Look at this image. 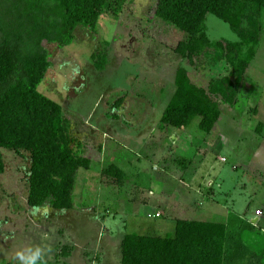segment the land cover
Masks as SVG:
<instances>
[{
  "label": "rangeland",
  "instance_id": "1",
  "mask_svg": "<svg viewBox=\"0 0 264 264\" xmlns=\"http://www.w3.org/2000/svg\"><path fill=\"white\" fill-rule=\"evenodd\" d=\"M154 9L155 0H129L117 17L104 13L95 33L77 28L70 46L42 43L51 67L39 92L61 105L76 141L103 150L88 151L93 162L77 172L70 211L29 208L28 156L2 150L0 264H19L16 253L37 246L45 250L43 264H119L126 222L137 232V223L157 226L140 232L169 237L177 219L223 222L224 264H257L264 242V9L237 103L221 108L210 134L193 126L187 138L158 129L175 71L183 67L205 83L213 68L188 66L174 52L186 34L156 20ZM205 27L210 41L238 42L215 16ZM103 52L107 64L97 71L91 57ZM179 158L191 160L186 171ZM111 164L124 171L127 193L102 183Z\"/></svg>",
  "mask_w": 264,
  "mask_h": 264
},
{
  "label": "trees",
  "instance_id": "2",
  "mask_svg": "<svg viewBox=\"0 0 264 264\" xmlns=\"http://www.w3.org/2000/svg\"><path fill=\"white\" fill-rule=\"evenodd\" d=\"M128 1L0 0V175L5 172L2 150L28 156L29 208L72 210L77 172L91 167L88 151L99 156L103 150L100 145L94 148L76 141L61 105L39 92L51 67L42 43L70 46L77 28L95 33L104 13L117 17ZM262 9L264 0H155L153 17L186 34L174 52L194 69L213 68L205 83L193 82L183 67L176 70L173 93L159 120L160 131H185L187 138L189 131L197 129L208 135L221 108L237 103L260 42ZM209 15L226 23L238 42L210 41L205 27ZM107 59L106 52L91 57L97 71L104 70ZM176 164L186 171L191 160L179 158ZM101 177L103 184L127 193L126 175L119 166L109 165ZM136 226L138 232L125 223L119 264L224 263V224L177 219L169 237L140 232L158 231L157 226Z\"/></svg>",
  "mask_w": 264,
  "mask_h": 264
},
{
  "label": "clouds",
  "instance_id": "3",
  "mask_svg": "<svg viewBox=\"0 0 264 264\" xmlns=\"http://www.w3.org/2000/svg\"><path fill=\"white\" fill-rule=\"evenodd\" d=\"M44 249L37 247L25 248L16 253L19 264H43Z\"/></svg>",
  "mask_w": 264,
  "mask_h": 264
},
{
  "label": "crops",
  "instance_id": "4",
  "mask_svg": "<svg viewBox=\"0 0 264 264\" xmlns=\"http://www.w3.org/2000/svg\"><path fill=\"white\" fill-rule=\"evenodd\" d=\"M176 72V71H175ZM175 78V77H174ZM174 78H173V84H174ZM159 120H160V118H159ZM191 177V176H190ZM190 180H192V179H190ZM225 203V202H224ZM226 204V203H225ZM188 210V204H186L185 203V212ZM257 211V210H256ZM217 214H219V212H217ZM256 216V215H255ZM261 216V215H260ZM213 222H215V223H221V224H224L223 222H218V221H213ZM257 222V219H253L252 218V223L253 224H255ZM225 225V224H224ZM226 226V225H225ZM227 227V226H226ZM226 242H227V235H226ZM256 244V243H255ZM225 245H226V243H225ZM262 248H261V250L260 251H258L259 253L257 254V257H258V261L256 262L257 264H264V249H263V247H264V242H262V246H261ZM236 254H238V255H240L241 253H236ZM224 264V263H223Z\"/></svg>",
  "mask_w": 264,
  "mask_h": 264
},
{
  "label": "built area",
  "instance_id": "5",
  "mask_svg": "<svg viewBox=\"0 0 264 264\" xmlns=\"http://www.w3.org/2000/svg\"><path fill=\"white\" fill-rule=\"evenodd\" d=\"M158 215H159V214H154L155 217H158ZM255 215H256V216H260V215H261V212L257 210V211L255 212Z\"/></svg>",
  "mask_w": 264,
  "mask_h": 264
}]
</instances>
